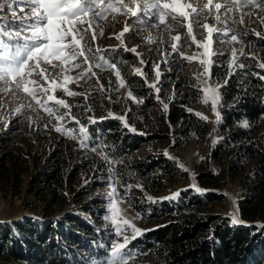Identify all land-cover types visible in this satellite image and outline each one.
Segmentation results:
<instances>
[{
    "label": "trees",
    "instance_id": "16d2710c",
    "mask_svg": "<svg viewBox=\"0 0 264 264\" xmlns=\"http://www.w3.org/2000/svg\"><path fill=\"white\" fill-rule=\"evenodd\" d=\"M185 63L178 56L169 64L173 71L170 79L177 80L179 94L169 98L167 109L161 103L158 112L149 105H140L126 114L127 122L106 118L90 125L89 136L96 145H102L95 151L91 141L88 147L81 148L72 136L56 138L52 134L56 147L41 161L42 190L53 195L48 201L53 206L67 189L80 187L75 197L81 202L82 213L98 220L101 211L92 208L87 197L99 180L83 185L80 182L84 169L90 174L107 167L99 161V154L126 179L131 175L139 178L140 185L134 188V206L150 218L152 226L130 242L128 248L137 251L130 264H264V225L255 223L264 222V79L260 78L264 77V69L255 66L250 57L240 61L244 68L237 66L233 71L223 63L211 70V78L226 87L222 90L218 134L211 157L215 169L203 172L199 180L203 187H222L228 178L238 183L241 217L251 225H234L226 217L208 213L209 205L226 200L221 194L187 191L176 199L150 201L144 193L147 190L159 194L167 182L186 177V172L163 151L173 125L176 148L199 138L204 141L209 131L204 118L194 111L203 100V90L190 80ZM137 82L152 92L141 78ZM145 143L156 146L149 154L136 156ZM16 155V150L7 151L0 158V187L17 184L21 188ZM96 173L98 177L100 173ZM15 224L17 227L0 225V264H84L85 259L103 256L100 245L106 243L105 234L79 215ZM71 244L83 246L87 253L80 256Z\"/></svg>",
    "mask_w": 264,
    "mask_h": 264
},
{
    "label": "rangeland",
    "instance_id": "374dc122",
    "mask_svg": "<svg viewBox=\"0 0 264 264\" xmlns=\"http://www.w3.org/2000/svg\"><path fill=\"white\" fill-rule=\"evenodd\" d=\"M225 2L226 0H213V7L211 9H205L200 12L199 16L192 14L190 18L198 20L199 25L193 23L191 35L188 34L187 27L166 32L164 25H160L159 27L149 26L138 29V34L130 31L129 33H125L121 39H116L126 24L130 29L137 27L132 23L135 18L123 14H108L106 20L101 25L103 35H99L101 28H96L97 38L92 40L91 33H89L82 43L85 48L93 49V53L88 54L90 62L93 64L97 62L94 59V55L103 56L108 63H116L115 69L93 67L92 71L96 75L91 76V73H89L91 79L70 80L66 85L68 90L82 94L76 96H68L63 88L55 87L49 81L55 79L57 83H63V75L76 77L79 72L87 67L86 64H83V57H79L74 61V63L82 64V68L80 69H72L70 72L62 75L59 67L52 68L51 66H45L48 72L51 73L49 81H44L35 74L32 77V79L44 87L55 88L54 92H49V95H54L58 99L65 100L70 106L69 110V108L56 106L52 101L48 102V107L54 108L55 116L68 113L62 121L58 122L53 116H49L26 93H19L20 99L11 103V93H0V158L7 151L16 150L17 164L20 172V180H18L21 184V188L17 184L0 187V225H13V227H17L15 223H25L32 219H63L71 215H79V217L92 224L93 227L102 230L106 237V243L104 244L106 246L113 241L116 228V225L110 220L104 219L105 215L108 214L109 196L107 194L115 188L116 196L113 199L118 209V220L123 230V235L128 236L131 242L134 240L131 239L133 236L131 227L125 225L123 223L124 220H127L130 225H134L135 228L142 230V234L150 229L152 226L149 225L150 218L143 216L134 206L137 203L134 197V188L140 185L138 177H132L131 175L126 179L124 175L118 173L117 169L112 170L108 166L110 164L109 159L97 154L96 156L99 158V161L104 162L107 167H100L90 174L84 169L82 172L83 179L80 182V185H83L95 179L99 180L93 193L87 197L92 208L96 211H101L100 218L95 220L89 213H82L81 202L76 200L75 193H78L80 187L77 190L67 189L64 195L61 194L56 205H50L48 201L53 199V195L50 192L42 190L44 183L40 180L43 171L41 161L45 160V156L56 147V140L50 137L52 134L56 135V138L61 135L69 136L63 132L55 131L54 126H63L71 131L72 137H75L73 142L80 144L79 127L80 125L86 127L89 135V127L93 125L89 117L97 121L94 124L100 123L106 118H119L127 122L126 114L134 112L140 105H149L152 107L151 110L158 112V105L163 101L161 104H167L168 108L169 98H174L179 94L178 84H176L177 80L174 78L170 79L171 76L169 75L173 72L169 64L172 59L178 56L181 57L179 52L184 53L185 57H195L191 61L185 59V66L189 72L190 80L196 83V85H200L203 90V100L194 108V111L197 115L206 118L204 120L208 124L209 131L204 141L199 138L176 148L173 136L176 126L173 125L169 139L165 140L166 142L163 144V151L167 157L176 161L186 172V177L177 182H167L166 189L159 194H152L147 190L144 193L150 201L159 198L170 199L174 196L175 198L172 199H176L179 195L175 194L187 191H192L196 194H221L225 196L226 200L209 205L207 208L208 213L215 216L221 215L228 218L229 221H231L233 214L238 216V211L235 208L236 203L233 205V201L239 204L238 183L228 180V178L226 184L222 187H203L199 180L203 172L215 169L211 157L215 137L218 134L217 126L220 120L219 104L222 101V90L226 87L224 83L217 82L211 78V70L215 65L219 66L226 63L234 71L240 64V61L246 56L254 60L255 66L260 67L261 64H264V4L258 7L252 5L236 7L231 13L227 14L232 17L230 20H225L224 9L221 8L219 11L221 19L218 21L215 18L217 12L214 4H224ZM206 3L207 0H194L193 6L197 7ZM17 15H23L19 8H17ZM9 18H11V14H9ZM204 24L228 33V36L222 40H218L217 36L219 33L213 31L209 51L217 54L209 57L199 56V53L204 52V48L198 47L197 43L192 41V36L194 35L197 42H206L208 32L203 28ZM232 34L237 36L236 41L229 38ZM176 35L181 37L178 42L171 39L172 36ZM173 43L178 44L179 52L168 55L172 52L171 45ZM189 44L191 45L190 47H185V45ZM97 48L101 50L99 53L96 52ZM132 48H136V52L140 55L138 56L136 53L127 50ZM233 52H235V58H233ZM219 53L223 55H219ZM165 58L167 59V64L164 63ZM201 59L210 61V63L202 65L200 63ZM141 60L144 63H141ZM155 65H159V81H157ZM205 68L208 69L206 75L204 74ZM137 69L141 70L140 73H137ZM117 70L120 73V77L123 78V86H121V81L116 76ZM137 77L141 78L152 92H149L147 89L144 90L137 82V79H139ZM166 83H169V85L166 86ZM152 84L160 88L158 94L154 88L150 87ZM32 86L30 85V87ZM165 87H168V89L163 90ZM129 92L132 93V97L135 100L129 97ZM147 92L149 94H146ZM38 96L41 98V103H44L46 96L40 93H38ZM85 96H87V99H85ZM205 96L208 97L207 102H205ZM214 99H216L215 109L212 107ZM140 100H143V103L137 102ZM29 103L32 104L31 108L27 107ZM21 105L24 106L22 115L12 113V109L18 108ZM73 117L75 120L72 119ZM76 120L79 121V124H76ZM9 143H12L11 146ZM155 146L156 144L152 145L151 143L143 144L136 156L140 157L149 154L151 150H154ZM96 172L100 173L98 177H95ZM13 179L17 181L16 177ZM129 186H131L130 190L126 191ZM197 188L200 191H196ZM49 211L52 213L51 216L47 215ZM98 221L101 222L99 223ZM255 223L264 225L262 220ZM115 242L122 243L123 236L116 235ZM71 246L77 248L80 256L87 253L83 246L81 247L79 244H71ZM102 248L103 256L101 258L93 257L91 260L85 259L84 264H91L92 260L103 259L106 249L105 247Z\"/></svg>",
    "mask_w": 264,
    "mask_h": 264
},
{
    "label": "snow or ice",
    "instance_id": "6c2138e0",
    "mask_svg": "<svg viewBox=\"0 0 264 264\" xmlns=\"http://www.w3.org/2000/svg\"><path fill=\"white\" fill-rule=\"evenodd\" d=\"M193 2L194 0H0V93H11L10 103L20 99L19 93H26L49 116H53L58 122L62 121L68 113L55 116L54 108L48 107V102L52 101L56 106L69 108V110L70 106L65 100L58 99L54 95H49V92H54L55 88L50 89L49 87H44L42 84H38L36 80L32 79L34 74L44 81H49L51 73L48 72L45 66H51L52 68L59 67L63 75L72 69L82 68L81 63H74V61L79 57H83V64H86L87 67L79 72L76 77L63 75V83H57L55 79L49 81L51 85L63 88L68 96L82 95L69 91L66 87L67 83L70 80L91 79V76L96 75L92 71L93 67L116 68L115 62L108 63L103 56L94 55V59L97 62L95 64L90 62L88 54H92L93 49L85 48L82 43L89 33H91L92 40L97 38L96 28H101L99 35H103L101 25L106 20L108 14H123L135 18L132 23L137 27L130 29L126 24L116 39H121L125 33H129L130 31L138 34V29L149 26L159 27L160 25H164L166 32L187 27L188 34L191 35L193 23L199 25L198 20L190 18L192 14L199 16L200 12L213 7V0H207L206 4L198 5L197 7L193 6ZM261 4H264V0H226L224 4L215 3L214 8L217 12L215 18L218 21L221 19L219 15L221 8L224 9L225 20H230L232 17L227 14L231 13L236 7H246L249 5L258 7ZM17 8L23 13L22 16L17 15ZM9 14H11V18H9ZM203 28L208 32L206 42H197L195 36H192V41L197 43L198 47L204 48V52L198 55L204 57L216 55L217 53L209 51L213 31L219 33L217 36L218 40H222L228 36V33L215 29L208 24H204ZM229 38L233 41L237 40L235 34L230 35ZM171 39L178 42L181 37L176 35L172 36ZM190 46V44L185 45V47ZM171 48L172 52L168 55L179 52L177 43H173ZM127 50L136 53L138 56L140 55L136 52V48ZM100 51L99 48L96 49L97 53ZM179 55L188 61L195 58L185 57L182 52H179ZM219 55L223 54L219 53ZM233 58H235V52H233ZM57 61L59 63H55ZM141 63H144V61L141 60ZM164 63L167 64L166 58ZM200 63L203 65L210 63V61L201 59ZM238 67L244 68L245 65L240 63ZM260 67L264 68V64H261ZM155 68L157 81H159V65H155ZM136 71L140 73L141 70L137 69ZM207 72L208 69L205 68L204 74L206 75ZM89 73H91V76ZM116 76L121 81V86H123L124 81L120 77L118 70L116 71ZM260 78L264 79V77ZM30 85L33 86L30 87ZM150 87L154 88L157 94L160 92V88L156 87L155 84L150 85ZM38 93L46 96L44 103H41ZM128 95L132 97L131 92ZM132 98L135 100L134 97ZM85 99H87V96H85ZM216 99L212 101L213 109L216 107ZM207 101L208 97L205 96V102ZM137 102L143 103V100ZM23 107L21 105L11 111L17 115H22ZM27 107L31 108L32 104L29 103ZM163 107L167 109V104H163ZM72 119L75 120L74 117ZM89 120L93 124L97 122L91 117H89ZM75 122L79 124L78 120ZM45 126L47 127V125ZM244 126H247V124ZM54 130L72 136V132L63 126H54ZM132 131H135V129H132ZM79 139L81 148L88 147L90 141L92 142L93 151L96 150L97 146L102 147V145H96L93 138L88 135L87 128L83 125L79 127ZM130 187L126 191L130 190ZM196 191H200V189L197 188ZM107 195L109 196L108 214L105 215L104 219L110 220L116 225L113 241L106 246L100 245V247H105L106 249L104 258L92 260L91 264H130V261L137 255V251L134 248L127 247L131 240L128 236L123 235V230L120 227L118 209L113 199L116 196L115 188ZM172 198H175V196ZM231 222L234 225L244 223L235 214L232 215ZM123 223L131 227L133 232L131 239H135L138 235L142 234V230L135 228L134 225H130L127 220H124ZM116 235L123 236L122 243L115 242Z\"/></svg>",
    "mask_w": 264,
    "mask_h": 264
},
{
    "label": "water",
    "instance_id": "95a60500",
    "mask_svg": "<svg viewBox=\"0 0 264 264\" xmlns=\"http://www.w3.org/2000/svg\"><path fill=\"white\" fill-rule=\"evenodd\" d=\"M237 206H238L239 219H241V220L243 221V219H242V217H241V211H240L239 204H237ZM243 222H244V221H243ZM241 225L249 226V225H251V223H247V225L243 223V224H241Z\"/></svg>",
    "mask_w": 264,
    "mask_h": 264
},
{
    "label": "bare ground",
    "instance_id": "6f19581e",
    "mask_svg": "<svg viewBox=\"0 0 264 264\" xmlns=\"http://www.w3.org/2000/svg\"><path fill=\"white\" fill-rule=\"evenodd\" d=\"M234 203H236V206H235V208H236V209H237V211H238L237 202L233 201V205H234ZM238 217H239V213H238ZM244 224H246V225H247V223H245V222H244Z\"/></svg>",
    "mask_w": 264,
    "mask_h": 264
}]
</instances>
